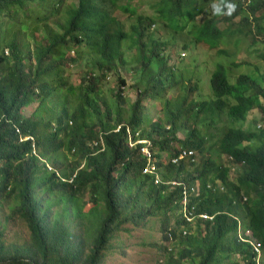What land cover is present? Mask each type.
<instances>
[{
  "label": "trees",
  "instance_id": "1",
  "mask_svg": "<svg viewBox=\"0 0 264 264\" xmlns=\"http://www.w3.org/2000/svg\"><path fill=\"white\" fill-rule=\"evenodd\" d=\"M112 1H121L118 7L125 12L137 9L131 0ZM193 1L164 0L161 14L167 23L184 30L187 22L202 15L214 0H202L200 9L193 6ZM242 1L228 0L213 6L214 16L194 27L198 40L213 47L227 30H236L247 31L252 42L255 39L264 42V0H251L246 7ZM63 2L0 0V201L7 196L17 197L18 205L10 216L20 218L29 230L27 244L6 245L0 224V264H106L107 251L117 234L127 231V225L138 227L155 217H162L160 229L165 241L184 245L176 259L171 256L167 260L168 264H257L254 243L264 249V126L255 131L228 127L217 143L228 165H219L209 158L208 152L196 164L198 152H204L205 138L193 128L182 141L177 138L176 125L184 112L186 122L194 119L195 125L202 121L216 124L227 108L231 109L234 122H245L247 114L254 109L264 117V80L262 86L248 75H239L231 84L225 67L216 64L210 77L213 99L192 101L184 111L186 98L183 97L182 109L169 116L168 128L154 124L156 135L141 131L138 136L149 143L131 147L128 130L136 140L145 122V96L157 86L165 85L169 77H175L173 71L169 72L172 58L164 57L162 43L153 41L149 46L150 36L145 40V30L133 24V33L129 36L138 46L137 59L144 71L152 67L154 60H159L158 71L152 78L158 84L138 91L126 118L121 106L124 86L115 91L118 104L115 114L109 107L105 113L100 112L99 84L104 73L116 71L119 62L126 60L122 41L128 35L118 17L111 16L99 4L110 0H74L75 8L69 10L64 31H54L49 26V18L60 11ZM238 18L242 23L231 29ZM223 23L231 25L221 29L219 25ZM21 29L31 35L34 30H44L45 45L33 53L27 49ZM85 41L93 54L94 71L81 77L82 87L69 88L79 92L80 103L70 116L71 126L63 128L66 135L60 137L63 130L57 128L48 141V136L38 130L39 122L25 117L22 110L34 100L45 101L43 95H50L52 86L40 84V74L63 64L64 57L56 60L62 51L76 50L81 58L78 47ZM25 50L32 56L36 68L33 64L31 70L27 68ZM47 58L62 64L47 63ZM172 88L165 86L160 91L167 94ZM193 90L195 87H188V93ZM231 100L234 104L229 106ZM198 127L202 129V124ZM26 135H32L34 140L21 141ZM94 140L96 144L91 148L88 143ZM146 146L157 166L155 174L144 173L148 157L142 149ZM64 147L73 151L79 160L70 166L69 172L53 165L50 169L48 162H56L54 153ZM182 150L196 155L179 160ZM163 154L166 162L162 161ZM229 165L240 170L234 180L229 179ZM197 184L199 195L193 192L189 199L188 210L194 215V222L189 223L184 217L182 202L186 188L191 190ZM88 187L93 206L83 211L78 194H83ZM52 193L64 204L61 212L55 213L56 203L49 200ZM68 208L72 218L80 220L82 236L72 233L65 224L63 218L67 219ZM201 213L212 216V220L198 218ZM173 219L175 226L172 227ZM239 230L249 232L251 239L240 236ZM234 254L238 255L237 260ZM197 256L200 259L195 262ZM261 260L264 264V255Z\"/></svg>",
  "mask_w": 264,
  "mask_h": 264
},
{
  "label": "rangeland",
  "instance_id": "2",
  "mask_svg": "<svg viewBox=\"0 0 264 264\" xmlns=\"http://www.w3.org/2000/svg\"><path fill=\"white\" fill-rule=\"evenodd\" d=\"M228 0H214L213 4L209 3L207 10L202 15L194 18V20L187 22V27L178 29L174 25H170L166 22L161 14V8L164 5V0H131V5L137 9L135 12H125L123 8H119L118 4L121 1L114 3L99 2L101 7H105L111 16H117L120 20L123 31H125L128 37H125L122 41L123 49H125L124 62H119L118 69L109 73H104L99 84L101 90L98 97L100 105V112L105 113L109 107L112 109L113 115L117 109V103L115 101V91L119 92L123 89V99L121 100V106L125 109L123 117L128 116L130 106L136 101L138 91H145L148 86L155 87L158 82L152 80L153 76L157 73L159 67V60L156 59L152 63V67L149 70L144 71L141 61L137 59L138 46L132 41L131 35L132 25L136 24L139 28H143L146 32L145 40L150 36L148 45L151 46L153 41L164 45L162 53L164 57L171 56L172 60L169 65L173 71L175 77H169V80L165 85L157 86L151 93H148L143 102V116H145V122L141 126V131L146 135L150 133L156 135V131L153 128L154 124H160L165 128L169 127V116L178 113L182 109L181 101L183 97L186 98V102L183 105L184 111L190 107L192 101H202L213 99V95L210 88V77L215 69L216 64H222L227 72L229 82L234 84L239 75H248L253 79L259 81L263 86L264 80V42L255 39L252 42V37L247 31L239 33L236 30L233 32L227 30L222 39L213 47L200 42L194 34L195 26H201L207 19L214 16L212 11L213 6H219L226 3ZM250 1H247L250 4ZM193 6L198 9L201 8L202 0H194ZM212 4V5H211ZM60 11L54 16L49 18V26L54 31H64V25L68 19V13L71 8H75L74 0H64L60 6ZM103 7V8H104ZM41 9V7H37ZM104 8V9H105ZM142 16V19L140 18ZM37 17V15H36ZM247 14H243V18H246ZM187 19V16H185ZM37 20V18H36ZM251 22L253 20L249 19ZM241 19L235 20L234 25L223 23L220 26L221 29H226L231 25V29H236L237 25H240ZM30 31H33L30 29ZM20 35L23 40L28 44L27 49H30L33 53L36 52V48L47 40V34L44 30H34V34L31 35L27 30L21 29ZM148 35V36H147ZM96 38V40H99ZM78 50L82 53V57L77 56L76 50L68 52L62 51L61 55L56 58L59 60L64 57L65 60L58 63L51 59H46L47 63H53L54 65H60L52 67L50 70H44L40 74L38 82L40 84L49 83L52 86L50 95H43L46 97L45 101L41 99L34 100L29 106L24 107L22 113L25 117H33L35 121H38V130L41 135L48 136L46 140L50 141L51 134L55 133V130L59 128L63 130L64 126H71L70 122L73 111L78 107L79 99L78 91H72L73 89L80 88L81 77L94 71L93 68V54L87 48V42L85 41ZM25 60L27 62V68L29 70L33 64L32 56H29L28 51L24 52ZM36 68V64H33ZM3 69V68H2ZM1 73H4L2 70ZM33 73V72H32ZM34 74V73H33ZM119 76L124 79L126 83H123ZM173 86L170 92L164 94L160 91L162 87ZM188 87H195V90L188 93ZM42 102V103H41ZM169 103V107L167 106ZM234 102L231 100L229 106H232ZM66 115V116H65ZM184 114L178 119L176 129L178 130L177 138L184 141L189 137L193 128H196L200 135L205 138V144L203 145L204 152H198L196 156V164L201 161L202 154L208 152L209 158L216 164L228 165V159L221 155L217 143L228 129V127H242L243 129H249L255 131L258 125L264 126V117L260 115L258 109H254L247 114L245 122H234L232 120L231 109L227 108L222 112L219 121L216 124H208V121H202L197 125L194 124L195 120L191 119L186 122ZM61 119V122L60 120ZM202 124V129L198 126ZM66 135L65 130L62 131L60 137ZM141 139V138H140ZM92 141V140H91ZM89 141L88 145L93 148L96 144V140ZM143 143H149L148 140H144ZM91 142V143H90ZM68 146V145H67ZM68 147H64L58 152L54 153L56 162L49 161V166H55L57 169L62 170L65 168L67 172L70 171V166L74 164L76 160H79L78 156L73 154ZM187 157L185 159H190ZM163 162H166V156L163 154ZM82 164V163H81ZM229 179L234 180L236 174L240 171L237 166L229 165ZM189 167V166H188ZM80 197V205L83 206V211H88L92 206V200L89 192V187L83 192L78 194ZM49 200L55 204V213L61 212L63 203L58 199L56 193H52ZM17 197H6L0 201V224L4 232V243L6 245H22L27 244L29 241V230L26 224L18 217H11V210L18 205ZM69 206V205H68ZM184 212V209H183ZM67 219H64L65 224L70 228L71 232L75 235L82 236V227L79 219H73L71 210L66 213ZM100 217V216H99ZM95 218H91L90 222L93 223ZM69 220V221H67ZM162 217H155L144 222L143 225L134 227L127 225V231L121 232L116 235L112 242V246L107 251L106 264H168L167 260L172 256L173 259L178 257V251L184 247L183 244H173L172 242L165 241L162 237L160 225ZM148 222V223H147ZM172 227L175 226L174 219L172 221ZM195 227V226H194ZM244 233L243 230H239L238 234L242 237L250 236ZM194 235H197L196 233ZM76 236V237H77ZM78 239H75L77 241ZM255 242V240H251ZM89 242V241H88ZM151 244H157L152 246ZM255 244V243H254ZM168 248V249H167ZM257 251V264H263L261 258L264 255V249L262 246ZM237 260L238 255H233ZM200 257L195 258V262H198ZM190 259L186 260L188 263Z\"/></svg>",
  "mask_w": 264,
  "mask_h": 264
},
{
  "label": "built area",
  "instance_id": "3",
  "mask_svg": "<svg viewBox=\"0 0 264 264\" xmlns=\"http://www.w3.org/2000/svg\"><path fill=\"white\" fill-rule=\"evenodd\" d=\"M116 131H119V129H117ZM139 136V132L136 134V137L137 139L135 140L134 139V136L132 135V132L131 130H128V139H129V143H130V146H135L137 144H146V143H143L145 142L144 140L138 138ZM27 139H33L34 140V137L32 135H26V136H22L20 138L21 141L23 140H27ZM142 152L148 157V165L146 167V169L144 170V173H148V174H155L156 171H157V166L156 164L152 161V157H151V152L149 150V148L146 146L142 149ZM195 155V152L193 151H187V150H182L181 154H180V157H179V160H183L187 157H193ZM49 168L51 169V167L49 166ZM176 184V183H174ZM188 188V187H187ZM186 188V191L184 193V200L182 202L183 204V209H184V217L187 219V222L189 223H193L194 222V215L192 212H189L188 210V204H189V199H190V195L195 192L197 194V196L199 195V185L197 184V186H194V187H191L192 189L188 190ZM191 191V193H190ZM198 218L200 219H203V220H212V216L208 215V214H205V213H201L197 216ZM188 233V231H184V234L186 235ZM246 241V240H244ZM255 248L257 251L260 250V246L259 244H254Z\"/></svg>",
  "mask_w": 264,
  "mask_h": 264
},
{
  "label": "clouds",
  "instance_id": "4",
  "mask_svg": "<svg viewBox=\"0 0 264 264\" xmlns=\"http://www.w3.org/2000/svg\"><path fill=\"white\" fill-rule=\"evenodd\" d=\"M247 1H249V0H247ZM250 2H251V1H250ZM242 3L244 4L245 7L249 5L248 2L245 3L244 0L242 1ZM65 23H66V22H65ZM261 128H262L261 125H258L257 129H261ZM195 155H196V153H195ZM191 158H192V157H191ZM183 160H184V159H183Z\"/></svg>",
  "mask_w": 264,
  "mask_h": 264
}]
</instances>
